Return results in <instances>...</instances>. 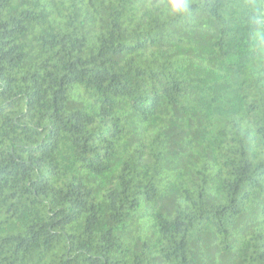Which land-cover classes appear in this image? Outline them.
Wrapping results in <instances>:
<instances>
[{"label": "trees", "instance_id": "trees-1", "mask_svg": "<svg viewBox=\"0 0 264 264\" xmlns=\"http://www.w3.org/2000/svg\"><path fill=\"white\" fill-rule=\"evenodd\" d=\"M0 0V264H264V0Z\"/></svg>", "mask_w": 264, "mask_h": 264}, {"label": "clouds", "instance_id": "clouds-1", "mask_svg": "<svg viewBox=\"0 0 264 264\" xmlns=\"http://www.w3.org/2000/svg\"><path fill=\"white\" fill-rule=\"evenodd\" d=\"M171 6L170 11L172 14L177 12H185L188 7V0H167Z\"/></svg>", "mask_w": 264, "mask_h": 264}]
</instances>
